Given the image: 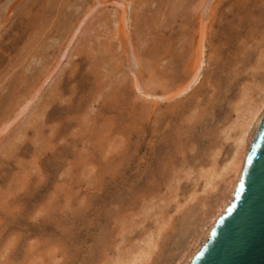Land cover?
Listing matches in <instances>:
<instances>
[{
    "label": "rangeland",
    "instance_id": "1",
    "mask_svg": "<svg viewBox=\"0 0 264 264\" xmlns=\"http://www.w3.org/2000/svg\"><path fill=\"white\" fill-rule=\"evenodd\" d=\"M99 1L0 0V132L32 100L0 133V264H180L228 201L223 169L264 95V0ZM204 22L201 79L160 100Z\"/></svg>",
    "mask_w": 264,
    "mask_h": 264
},
{
    "label": "water",
    "instance_id": "2",
    "mask_svg": "<svg viewBox=\"0 0 264 264\" xmlns=\"http://www.w3.org/2000/svg\"><path fill=\"white\" fill-rule=\"evenodd\" d=\"M190 264H264V119L233 202Z\"/></svg>",
    "mask_w": 264,
    "mask_h": 264
},
{
    "label": "bare ground",
    "instance_id": "3",
    "mask_svg": "<svg viewBox=\"0 0 264 264\" xmlns=\"http://www.w3.org/2000/svg\"><path fill=\"white\" fill-rule=\"evenodd\" d=\"M99 1V0H98ZM181 1V0H180ZM100 2V1H99ZM201 2V1H200ZM66 3V2H65ZM80 3V2H79ZM115 3H117V2H115ZM119 3V2H118ZM123 3H125L124 1H122V4ZM130 3H132V2H130ZM183 3V2H182ZM94 4H95V2H94ZM93 4V5H94ZM121 4V3H120ZM202 4V3H201ZM97 5V4H96ZM124 5V4H123ZM180 5H181V3H180ZM196 5V4H195ZM203 5V4H202ZM103 6V5H102ZM120 6V5H119ZM118 6V7H119ZM127 6V5H126ZM71 7V6H70ZM125 7V6H124ZM133 7V6H132ZM177 7V6H176ZM89 8H91V7H89ZM95 8H96V6L93 8L92 7V9H93V11L95 10ZM193 8V7H192ZM81 9V8H80ZM92 9H89V10H92ZM136 9V8H135ZM77 10V9H76ZM76 10H75V12H74V14H76ZM122 11H123V9H122ZM177 11V10H176ZM182 11V10H181ZM84 12V11H83ZM92 11H87V14H86V16L85 17H87L88 15H89V13H91ZM114 12V11H113ZM121 13V12H120ZM194 14V13H193ZM220 14V13H219ZM73 15V14H72ZM97 15H99V14H97ZM122 15H124V14H122ZM127 15V14H126ZM194 16V15H193ZM82 17V16H81ZM123 17V16H122ZM195 17V16H194ZM128 18V17H127ZM79 19V18H78ZM96 19V18H95ZM122 19V18H121ZM125 19V18H124ZM129 19V18H128ZM135 19V18H134ZM210 19V18H209ZM84 20V19H83ZM86 20V19H85ZM127 20V19H126ZM133 20V19H132ZM192 20V19H191ZM66 21H67V19H66ZM69 21V20H68ZM67 21V22H68ZM91 21H94V20H91ZM103 21V20H102ZM122 21H124V20H122ZM71 22V21H70ZM78 22V21H77ZM80 22H81V20H80ZM126 22H128V21H126ZM126 22H124V23H126ZM72 23V22H71ZM69 24V25H73L75 22H73V24ZM97 23V22H96ZM100 23V22H99ZM121 23H123V22H121ZM149 23V22H148ZM128 24V23H127ZM213 24V23H212ZM67 25H68V23H67ZM105 25V24H104ZM133 25V24H132ZM139 25V24H138ZM150 25V24H149ZM74 26V25H73ZM158 26V25H157ZM190 26V25H189ZM194 26V25H193ZM130 27H131V24H130ZM149 27V26H148ZM160 27V26H159ZM69 28V27H68ZM124 28H125V26H124ZM134 28V27H133ZM74 29H76L77 30V28H74ZM141 29V28H140ZM149 29V28H148ZM211 29H212V27H211ZM211 29L209 28V26H207V23H202V25H201V30H199V39H198V44H197V51H196V54H194L195 52H192L193 53V57H192V53L190 52V54H189V56H190V58L192 57V58H194V62L192 63V61H191V59H189L190 60V62H191V65L188 63V62H186L184 65V70H183V75L181 76H178V77H176V79L174 78V81L176 80V83L178 84V86H177V89H176V91H171V93H168L169 95H163V96H161V97H158L160 100H172V99H177L178 97H181V96H185V94L187 93V92H190V90L191 89H193V87L199 82V80L201 79V75H203L202 74V72L204 71L203 69H205L204 68V66H206L205 65V62H206V57H208V56H206V51L208 50V48L210 49V48H213V47H208V44H209V42H210V40H209V31L211 32ZM75 30V31H76ZM109 30V29H108ZM143 30V29H142ZM152 30V29H151ZM209 30V31H208ZM71 31H72V28H71ZM116 31V30H115ZM131 31V30H130ZM74 32V31H73ZM85 32V31H84ZM117 32V31H116ZM155 32V31H154ZM74 33H76V32H74ZM141 33V32H140ZM148 33V32H147ZM146 33V34H147ZM153 33V32H152ZM190 33V32H189ZM188 33V34H189ZM70 34V33H69ZM113 34V33H112ZM135 34V33H134ZM53 35V34H52ZM71 35V34H70ZM69 35V36H70ZM84 35H86V33H84ZM115 35V34H114ZM190 35V34H189ZM72 36H74V35H72ZM71 36V37H72ZM110 36V35H109ZM111 36H113V35H111ZM191 36H193V35H191ZM77 37V36H76ZM114 37V36H113ZM112 37V38H113ZM140 37H138V39H139ZM142 38H144V36L142 37ZM153 38V37H152ZM192 38V37H191ZM165 39V38H164ZM49 40V39H48ZM72 40V39H71ZM76 40V39H75ZM115 41H116V39H114ZM137 40V39H136ZM135 40V41H136ZM151 40V39H150ZM80 41V40H79ZM146 41V40H145ZM153 41V40H152ZM151 41V42H152ZM160 41V40H159ZM158 41V42H159ZM162 41V40H161ZM160 41V42H161ZM70 42V41H69ZM109 42V41H108ZM121 42V41H120ZM140 42V41H139ZM138 42V43H139ZM157 42V43H158ZM46 43V42H45ZM44 43V44H45ZM137 43V42H136ZM69 44V43H68ZM150 44V43H149ZM148 44V45H149ZM67 45V44H66ZM70 45V44H69ZM136 45V44H135ZM144 45V44H143ZM145 45H147L146 43H145ZM212 45V44H211ZM110 46L112 47L113 45H111L110 44ZM141 46V45H140ZM139 46V47H140ZM150 46V45H149ZM162 46V45H161ZM160 46V47H161ZM138 47V48H139ZM45 48V47H44ZM66 48V47H65ZM144 48H145V46H144ZM157 48V47H156ZM156 48H155V50H156ZM159 48V47H158ZM161 49V48H160ZM68 50V49H67ZM69 50H70V48H69ZM101 51H102V49H100ZM104 50V49H103ZM108 50V49H107ZM125 50V49H124ZM140 50V49H139ZM71 51V50H70ZM75 51V50H74ZM99 51V50H98ZM111 51H113L112 49H111ZM76 52V51H75ZM104 52V51H103ZM109 53H110V51H108ZM114 52V51H113ZM147 52V51H146ZM159 52H160V50H159ZM159 52H158V54H159ZM217 52V51H216ZM117 53V52H116ZM154 53H156L157 54V51H155ZM174 53V52H173ZM36 54V53H35ZM76 54V53H75ZM79 54V53H78ZM152 54V53H151ZM100 55H101V53H100ZM108 55V54H107ZM135 55V54H134ZM138 54H136L135 56H132L133 58H132V60L134 61L133 63H134V65L135 66H140L139 65V63H141L140 61V59L138 58V56H137ZM154 55V54H153ZM194 55H195V57H194ZM63 56V55H62ZM76 56V55H75ZM116 56V55H115ZM151 56V55H150ZM155 56V55H154ZM64 57V56H63ZM71 57V56H70ZM74 57V56H73ZM111 57V56H110ZM109 57V58H110ZM38 58V57H37ZM36 58V59H37ZM40 58V57H39ZM116 58H118V57H116ZM148 58H150V57H148ZM147 58V59H148ZM166 58V57H165ZM171 58V57H170ZM169 57H168V59H170ZM30 59V58H29ZM100 59V58H99ZM113 59V58H112ZM140 61H139V60ZM164 60V59H163ZM193 60V59H192ZM33 61V60H32ZM35 61V60H34ZM41 60H39V62H40ZM92 61V60H91ZM109 61V60H108ZM114 61V60H113ZM119 61H120V59H119ZM155 61H156V59H155ZM188 61V60H187ZM38 62V61H37ZM103 61H101V63H102ZM126 62V61H125ZM158 62H159V60H158ZM166 62V61H165ZM170 62V61H169ZM33 63H35V62H33ZM53 63H55V62H53ZM108 63V62H107ZM117 63V62H116ZM155 63H157V62H155ZM162 63V62H161ZM188 63V64H187ZM207 63V62H206ZM110 64V63H109ZM111 64H112V62H111ZM148 64V61H147V63H146V65ZM167 64H168V61H167ZM209 64V63H208ZM58 65V64H57ZM100 65V64H99ZM106 64H104L103 66H105ZM112 65H114V64H112ZM126 65V64H125ZM150 64H148V66H149ZM156 65V64H155ZM161 65V64H160ZM160 65L158 66V67H160ZM37 66V65H36ZM39 66H40V64H39ZM44 66V65H43ZM157 66V65H156ZM166 66V65H165ZM32 67V66H31ZM111 67V66H110ZM109 67V68H110ZM126 67V66H125ZM133 67V66H132ZM41 68H42V66H41ZM103 68V67H102ZM161 68V67H160ZM165 68V67H164ZM33 69V68H32ZM37 69V68H36ZM54 69H56L55 68V66H54V68L52 69V70H54ZM104 69V68H103ZM120 69V68H119ZM123 69V68H122ZM150 69V68H149ZM42 70V69H41ZM40 70V71H41ZM44 70V69H43ZM46 70V69H45ZM49 70V69H48ZM48 70L46 71V73L48 72ZM51 70V71H52ZM118 70V69H117ZM136 70V69H135ZM162 70V69H161ZM160 70V71H161ZM165 70V69H164ZM206 70V69H205ZM26 71H28V70H26ZM35 71V70H34ZM50 71V72H51ZM121 71V70H120ZM151 71H152V68H151ZM53 72V71H52ZM108 72V71H107ZM110 72V71H109ZM123 72H125V71H123ZM159 72V71H158ZM27 73V72H26ZM39 73V72H38ZM59 73V72H58ZM122 73V72H121ZM48 74V73H47ZM46 74V75H47ZM50 74V73H49ZM109 74V73H108ZM128 74V73H127ZM160 74V73H159ZM182 74V73H181ZM39 75V74H38ZM42 75H44V74H42ZM120 75V74H119ZM154 75V74H153ZM162 75V74H161ZM28 76V75H27ZM45 76V75H44ZM49 76V75H48ZM48 76H47V79H49L48 78ZM51 76V75H50ZM122 76H123V73H122ZM149 76H151V75H149ZM26 77V76H25ZM35 77H37V75L35 76ZM39 77V76H38ZM46 77V76H45ZM119 77V76H118ZM118 77H116V78H118ZM121 77V76H120ZM131 77V76H130ZM136 77H137V75H136ZM148 77V76H147ZM165 77H167V75L165 76ZM40 78V77H39ZM129 78V77H128ZM157 78V77H156ZM168 78V77H167ZM137 79H138V77H137ZM129 80V79H128ZM139 80V79H138ZM136 81V89H138L141 93H143V95H144V97L146 96V97H148L149 98V96L150 97H152L151 95H153V94H148L149 93V91L148 92H144L145 90V87L144 86H141L142 84L141 83H139V81ZM160 80V79H159ZM172 80V79H171ZM19 81V80H18ZM23 81H25L24 79H23ZM46 81V80H45ZM95 81V80H94ZM93 81V82H94ZM147 81V80H146ZM156 81V80H155ZM164 81H167V80H163V82ZM170 81V80H169ZM168 81V82H169ZM157 83H158V80L156 81ZM172 82V81H171ZM6 83V82H5ZM28 83V82H27ZM31 83H33V82H31ZM37 83V82H36ZM46 83V82H45ZM118 83V82H117ZM126 83H127V81H126ZM125 83V84H126ZM160 83V82H159ZM165 83V82H164ZM167 83V82H166ZM165 83V84H166ZM30 84V83H29ZM38 84H39V82H38ZM147 84V83H146ZM151 84V83H150ZM22 85V84H21ZM34 85V87H35V90H36V86H35V83L33 84ZM118 85V84H117ZM122 85V84H121ZM154 85V84H153ZM156 85V84H155ZM162 85H163V83H162ZM30 86V85H29ZM41 86V85H40ZM39 86V87H40ZM99 86V85H98ZM97 86V87H98ZM167 86V85H166ZM165 86V87H166ZM171 86V85H170ZM33 87V86H32ZM33 87V88H34ZM38 86H37V89H38V91L40 90V88H39ZM96 87V88H97ZM130 87V86H129ZM142 87H144V88H142ZM157 87V86H156ZM198 87V86H197ZM100 88V87H99ZM148 88V87H147ZM152 88H153V86H152ZM175 88V87H174ZM28 89H29V87H28ZM42 89V88H41ZM104 89V88H103ZM150 89V88H149ZM157 89V88H156ZM161 89H163V88H161ZM169 89V88H168ZM34 90V91H35ZM152 89H150V91H151ZM171 90H174V89H171ZM29 91H31L30 89L29 90H27V92H26V94L24 93L23 94V96L21 95V93H20V96H22L23 98H25V96L26 97H29V96H31L30 94H31V92H30V94H29ZM37 91V90H36ZM35 91V92H36ZM146 91H147V89H146ZM166 91V90H165ZM263 91V90H262ZM129 92V91H128ZM135 92V91H134ZM39 93V92H38ZM99 93V92H98ZM125 93V92H124ZM144 93H146V95L144 94ZM126 94V93H125ZM135 94V93H134ZM137 94V93H136ZM29 95V96H28ZM100 95H101V93H100ZM19 96V94L16 96V98ZM105 96V95H104ZM124 96V95H123ZM139 96V95H138ZM157 96V95H156ZM261 96V95H260ZM263 97H262V99L260 100V102H256L254 105L253 104H251V106L248 108V109H246L245 110V113L247 114L246 115V117H245V119H244V116H243V124H241V127H240V125H239V127H240V134L238 135V138L236 137V142H235V144L236 145H234V148H235V146H236V149H235V152H234V154L232 155L233 156V158H231V160H229V163H228V165L223 169V171H224V173L226 174V176L227 175H230L231 176V179L229 180V183H228V188H227V195H225L226 197L225 198H227V196L229 197V198H227L228 199V201L226 202H224L223 204V206L222 207H218L219 208V210H218V212H217V214L211 219V223H210V225H209V227L202 233V235H201V237H200V242H199V244L197 245H195L194 244V247H192V248H190V250L187 252V253H185L183 256H182V259H181V261H179V262H181L180 264H190L191 263V261L194 259V257L197 255V253L199 252V250L201 249V247L209 240V238H210V235H211V232H212V230L214 229V227H215V225H216V223H217V221H218V219L224 214V213H226V210H227V208L229 207V205L233 202V200H234V197H235V193H236V189H237V187H238V184H239V182L241 181V177H242V174H243V170H244V167H245V163H246V159H247V156H248V154H249V152H250V149H251V146H252V143H253V140H254V138H255V136H256V134L258 133V130H259V127H260V125H261V123H262V121H263V119H264V95H262ZM22 97H21V100H23V101H21L20 103H19V101H20V99H17L18 100V103L16 104L17 106H19V105H21V103L22 102H24V107L19 111V113H14V114H16V116L14 117V118H12V120H10V122H8L7 124L6 123H4L5 124V126H4V128H2L3 130H1V132L0 133H3L4 131H6V130H8L9 129V127L25 112V110L27 109V107L29 106V104L32 102V100H29L28 102H26L25 103V100L24 99H22ZM35 97V96H34ZM34 97H32V99L34 100L35 98ZM48 97V96H47ZM130 97V96H129ZM141 97V96H140ZM15 98V99H16ZM20 98V97H19ZM118 98V97H117ZM158 98H156V99H158ZM260 98V97H259ZM15 99H14V101L12 102V103H14L15 102ZM26 99V98H25ZM100 99H101V97H100ZM146 99V98H145ZM154 99V98H153ZM175 99V100H176ZM17 100H16V102H17ZM27 100V99H26ZM98 100V99H97ZM119 100V99H118ZM130 100V99H129ZM12 101V100H11ZM252 101V100H251ZM97 102V101H96ZM189 102V101H188ZM253 103V102H252ZM159 104V103H158ZM172 105H173V103H172ZM14 106V108H15V105H13ZM13 106H12V108H13ZM111 106V105H110ZM181 107V106H180ZM177 109V108H176ZM13 110V109H12ZM142 110V109H141ZM175 110V109H174ZM179 110V109H178ZM10 111V110H9ZM9 111H7L8 113H9ZM16 110L14 109V112H15ZM133 111V110H132ZM5 111H3V113H4ZM17 112H18V110H17ZM7 113V114H8ZM13 112L11 111V114H12ZM5 114V113H4ZM3 114V115H4ZM6 114V115H7ZM10 114V115H11ZM143 114V113H142ZM238 115V114H237ZM9 116V115H8ZM13 116V115H12ZM185 116V115H184ZM139 117V116H138ZM137 117V118H138ZM193 117V116H192ZM138 120H139V118H138ZM3 121V120H2ZM1 121V122H2ZM4 121H5V119H4ZM85 121V120H84ZM6 122V121H5ZM236 121H234V123H235ZM24 123V122H23ZM90 125V124H89ZM235 125V124H234ZM15 129V128H14ZM125 130V129H124ZM234 131V130H233ZM215 132V131H214ZM72 134V133H71ZM74 134V133H73ZM176 134V133H175ZM177 135H179V134H177ZM187 137V136H186ZM179 139V138H178ZM232 141V140H231ZM121 143V142H120ZM226 143V142H225ZM233 153V152H232ZM215 155H217V154H215ZM216 161V160H215ZM223 173V172H222ZM221 176V175H220ZM221 177H223V178H226L225 176H224V174H222V176ZM223 178H221V179H223ZM210 182V181H209ZM211 183V182H210ZM209 183V184H210Z\"/></svg>",
    "mask_w": 264,
    "mask_h": 264
}]
</instances>
